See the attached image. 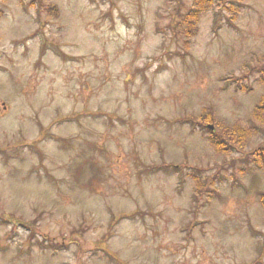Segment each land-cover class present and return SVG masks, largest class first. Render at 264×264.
<instances>
[{
  "label": "rangeland",
  "instance_id": "1",
  "mask_svg": "<svg viewBox=\"0 0 264 264\" xmlns=\"http://www.w3.org/2000/svg\"><path fill=\"white\" fill-rule=\"evenodd\" d=\"M194 7L0 0V264H264V0Z\"/></svg>",
  "mask_w": 264,
  "mask_h": 264
},
{
  "label": "trees",
  "instance_id": "2",
  "mask_svg": "<svg viewBox=\"0 0 264 264\" xmlns=\"http://www.w3.org/2000/svg\"><path fill=\"white\" fill-rule=\"evenodd\" d=\"M214 1H220V0H195V7L192 9V11L188 12L184 18L185 27L188 25V28L186 30L189 37H192L198 32V20L201 17L199 16V14H201L206 9L208 10L209 6L212 3H214ZM255 116L260 120L261 119L264 120V96L260 101V103L258 104V106L256 107ZM234 134L236 135V138L239 139V142L243 141L246 137L245 134L239 135L236 132ZM211 141L216 146L215 148L217 150L221 151L222 149H224V143H222L218 139L212 137ZM252 157H253V162L257 164L260 168L264 169V148L257 149L252 154ZM260 196H261V202L264 205V191L260 194Z\"/></svg>",
  "mask_w": 264,
  "mask_h": 264
}]
</instances>
